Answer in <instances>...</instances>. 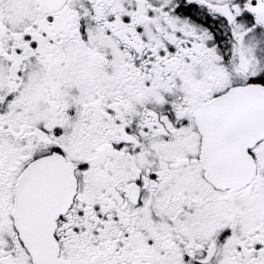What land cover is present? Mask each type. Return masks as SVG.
Instances as JSON below:
<instances>
[{
    "label": "snow or ice",
    "instance_id": "6c2138e0",
    "mask_svg": "<svg viewBox=\"0 0 264 264\" xmlns=\"http://www.w3.org/2000/svg\"><path fill=\"white\" fill-rule=\"evenodd\" d=\"M0 264H264V0H0Z\"/></svg>",
    "mask_w": 264,
    "mask_h": 264
}]
</instances>
